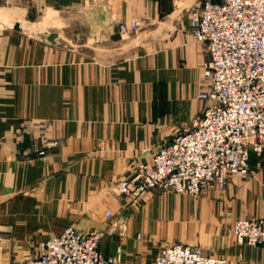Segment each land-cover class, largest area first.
Masks as SVG:
<instances>
[{"label": "crops", "instance_id": "crops-1", "mask_svg": "<svg viewBox=\"0 0 264 264\" xmlns=\"http://www.w3.org/2000/svg\"><path fill=\"white\" fill-rule=\"evenodd\" d=\"M202 1L0 0V264H25L72 225L100 231L123 264H152L174 242L264 264V244L240 245L232 230L264 218V152L197 196L155 189L133 202L118 188L206 105L210 54L190 30ZM44 12L61 28L45 30ZM134 18L140 29L122 33Z\"/></svg>", "mask_w": 264, "mask_h": 264}, {"label": "built area", "instance_id": "built-area-1", "mask_svg": "<svg viewBox=\"0 0 264 264\" xmlns=\"http://www.w3.org/2000/svg\"><path fill=\"white\" fill-rule=\"evenodd\" d=\"M140 26L139 18L119 23L122 33ZM190 30L210 54L206 85L198 94L206 105L191 127L163 142L149 161L138 162L119 181L120 194L133 202L155 189L194 196L210 186L222 189L234 175L249 174L253 152H264V0H203L191 10ZM56 145L57 140L48 142L37 154ZM232 230L240 245L264 244L263 217H239ZM101 239L98 230L82 232L72 225L43 241L39 254L25 264H123L101 250ZM152 264L228 260L200 245L174 242L162 246Z\"/></svg>", "mask_w": 264, "mask_h": 264}, {"label": "rangeland", "instance_id": "rangeland-1", "mask_svg": "<svg viewBox=\"0 0 264 264\" xmlns=\"http://www.w3.org/2000/svg\"><path fill=\"white\" fill-rule=\"evenodd\" d=\"M46 13L47 12H44L43 14H41L40 16H39V18L37 19V22H42V18H44L45 17V15H46ZM49 19H51L50 21V23H47V29L45 28V30H50V29H52V28H61V27H58L59 26V22H57V17H55L54 15H51V14H47L46 15ZM27 18H29V16H26V19ZM30 19V18H29Z\"/></svg>", "mask_w": 264, "mask_h": 264}]
</instances>
